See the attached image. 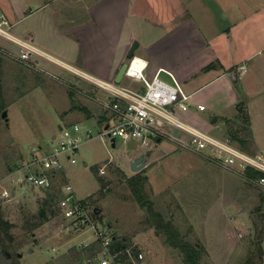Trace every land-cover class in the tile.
<instances>
[{
    "label": "rangeland",
    "instance_id": "374dc122",
    "mask_svg": "<svg viewBox=\"0 0 264 264\" xmlns=\"http://www.w3.org/2000/svg\"><path fill=\"white\" fill-rule=\"evenodd\" d=\"M65 1L64 13L77 17L82 12H78L75 3ZM160 1L167 3L168 0ZM185 3L189 18L187 29L165 35L166 38L154 45V53L164 57L172 51L174 56L179 55L176 47L183 46L185 43L181 42L187 41L186 38L194 37L198 33L196 29L209 38L230 27L249 26L251 32H264V0H186ZM106 4L108 2L103 5ZM144 5L148 9V2L141 0V6ZM251 7L254 11L259 9L257 18L251 16ZM110 11L114 13L112 16L102 15L103 18L95 20L93 30L126 33L129 27L116 17V5ZM104 12L103 8L102 14ZM171 12L169 7L166 12L162 11L167 16ZM126 24L129 26V22ZM134 28L133 40L136 36L141 40L143 36L136 52L146 55L147 40L144 38L154 37L152 29L148 28L145 35L147 27L141 18ZM98 42L96 34H92L93 49ZM19 50L14 42L0 37V191L3 185L13 190L9 198L0 195V205L5 218L14 223L10 230L14 242L6 241L15 264H96L95 251L88 252L81 245L93 237L91 227L85 230L70 228L69 220L58 209L49 220L32 227L45 190L7 179L10 172L30 156L33 145L49 147L55 143L53 135L74 121L81 126L78 134L82 141L73 153L77 161L65 158V167L76 194L88 200L91 213L102 227L113 235L125 237L133 251H143L147 264H184L181 251L168 244L166 235L148 222L146 207L138 202L129 186L128 177L141 170L131 168L132 159L140 151L137 142H124L117 136L113 145L110 139L99 135L103 123L87 115L92 110L98 112V99L91 96V89L99 86L96 83L88 85L77 79L79 76L74 72L45 58L34 64L20 60L13 55ZM191 52L193 50H188L189 54ZM128 59L126 55L124 60ZM161 77L171 81L165 73ZM122 82L136 85L127 76ZM90 101L93 106L88 105ZM5 108L8 121L2 115ZM89 128L93 135L86 137ZM170 131L175 135L179 132L175 127H170ZM153 146L157 156L145 166L150 180L145 191L154 200L155 208L171 219L186 239L202 245L201 264H264V252L263 257L257 255L253 261L248 259L256 251L257 232L264 233V189L237 171L206 159L200 151L179 145L171 137L163 136L162 142ZM105 163L102 172L101 166ZM59 178L60 182L67 180L64 173ZM94 207L100 212L96 213ZM93 239L96 241L95 237ZM261 243L264 249V238ZM97 244L100 248V242Z\"/></svg>",
    "mask_w": 264,
    "mask_h": 264
},
{
    "label": "crops",
    "instance_id": "0c3cea01",
    "mask_svg": "<svg viewBox=\"0 0 264 264\" xmlns=\"http://www.w3.org/2000/svg\"><path fill=\"white\" fill-rule=\"evenodd\" d=\"M146 1L148 9L145 5L141 6V0H70V4L72 2L78 6V12L82 11L77 17L64 13L67 3L65 0H0V8L7 12L14 23L16 35L35 43L43 51L58 59L60 64L45 59L60 65L68 72H74L79 76L77 79L88 82V85L95 83L92 78L77 73L74 69L107 81H115L133 41L138 39V47L141 45L143 36L141 40L137 36L134 40L133 38L136 35L134 27L138 25V19H143L147 27L144 34L146 35L147 29L151 27L154 37L144 38L147 40L145 51L147 50L148 54L135 53L148 60L149 75L161 70L160 74L165 73L171 77L166 70L172 71L184 89L191 93L190 109L179 111L180 115L217 136H232L231 131L233 132L235 128L237 131L243 125L239 113L240 107H243L250 119V123L247 122L251 142L248 151L264 147V32H251L249 26L230 27L226 32L213 34L214 36L209 38L202 36L204 34L200 33V29H196L198 33H195L196 37L194 35L191 38L192 41L188 38L187 41H179L185 43L176 47L175 50L180 51L179 55L174 56L175 54L170 51L163 57L154 53L153 47L166 38L165 35L169 36L173 31L187 29L188 6L186 0H178L179 2L168 0L167 3L151 0V4L150 0ZM105 2H108V5H103ZM115 5L117 7L115 15L129 27L128 31L126 33H106V30L104 32L100 29L94 31L92 25L95 20L103 16H112L114 13L110 8ZM168 7L172 10L169 16L162 13L163 10L166 12ZM103 8L105 14H102ZM250 10L251 16L257 18L259 9L254 11L251 7ZM126 22H129V26ZM92 34H96L99 40L95 49L92 46ZM188 50L193 52L189 54ZM191 56L193 58L189 59ZM40 59H37V63ZM244 63L247 69L243 72L240 65ZM71 84L78 87L74 82ZM95 87L91 89L93 94L91 96L98 99V112L92 110L91 114H87L88 112L82 111L89 118L93 117L102 122L103 129L112 120V114H109L102 102L111 97L106 89ZM201 104L204 108L200 107ZM88 105L93 106V103L90 101ZM75 122L78 121L73 123ZM167 129L169 131L167 135L159 136L146 150L147 152L144 151L150 155L145 166L156 159L157 154L153 145H159L163 136L171 137L179 145L180 137H188V134L178 128L177 135L170 131V127ZM141 153L143 151H139L136 156ZM145 166L141 170L144 169L146 174ZM220 208L223 209V205H220Z\"/></svg>",
    "mask_w": 264,
    "mask_h": 264
},
{
    "label": "built area",
    "instance_id": "2783aa9c",
    "mask_svg": "<svg viewBox=\"0 0 264 264\" xmlns=\"http://www.w3.org/2000/svg\"><path fill=\"white\" fill-rule=\"evenodd\" d=\"M14 23L6 11L0 8V37L14 42L20 50L13 53L18 59L30 64L39 58H48L58 64L60 61L27 39L21 38L14 32ZM125 76L129 77L136 85L124 84L116 81H107L92 75H87L68 66L82 75L91 77L100 87L106 89L110 99L104 100V107L112 114V120L106 127L99 130V135L112 138L120 136L124 142L135 140L140 151H146L150 145L161 135H167L168 127H176L188 134V139H178L182 146L198 150L203 156L219 165L230 168L240 173L243 177L258 184L264 189V147L255 151H248L231 136H217L185 119L179 111H186L191 106V93H188L179 79L172 71H167L171 81L161 77L158 70L154 75L147 73L148 60L134 54L128 59ZM241 71H246V64L240 65ZM204 108V105H200ZM81 126L78 122L63 126L61 132L55 135V143L49 147L33 145L30 156L23 159L15 167L7 179L15 184L29 183L43 189H51L59 184L62 195L56 207L62 215L69 220L70 228L85 230L93 229V237L100 242L101 247L95 251L96 264H116L117 256L123 250H111L113 234L102 227L98 219L91 213L88 200L76 194L74 185L66 172L65 158L71 162L77 159L73 155L81 145L78 132ZM86 137L93 135L91 129L85 132ZM106 163L101 166L104 172ZM248 168L259 171L251 176L246 173ZM64 173L67 180L60 182V175ZM61 183V184H60ZM1 197L13 196V190L3 185ZM71 231V229H69ZM93 237L81 242L83 247L93 243ZM133 264H147L145 254L141 250L133 251L131 247L125 248Z\"/></svg>",
    "mask_w": 264,
    "mask_h": 264
},
{
    "label": "trees",
    "instance_id": "16d2710c",
    "mask_svg": "<svg viewBox=\"0 0 264 264\" xmlns=\"http://www.w3.org/2000/svg\"><path fill=\"white\" fill-rule=\"evenodd\" d=\"M240 117L243 125L235 133L231 131V137L234 138L242 148L248 150L251 147L250 142V133L248 131L247 122L250 123L249 116L246 114V110L243 107H240ZM253 152V151H252ZM246 173L248 175L254 176L259 173V171L252 168H248ZM101 183L105 184L104 179L98 175ZM148 182V176L142 171H137L134 175L128 177V183L131 187V191L134 194L138 202L146 207L148 222L151 223L158 232L164 233L166 235V241L168 244L178 248L183 255L184 264H201L203 257L202 245L198 242H191L185 238L181 233L178 227L171 219H167L163 213L157 210L154 206V200L148 197L145 191V185ZM45 190V195L41 199V205L38 212L34 215L37 219L33 223L32 227H36L41 223L49 220L53 214L56 213L57 207L56 203L59 197L62 195L59 184H55L51 189ZM1 204V203H0ZM14 226V223L5 218L3 210L0 205V243L1 247H5L11 252L10 246L7 243V239L10 240V243L14 242L13 235L10 233L11 228ZM113 242L111 244L112 251H118L123 249L117 256L116 264H133L132 259L129 257L125 248L128 246L126 243L125 237H118L113 235ZM256 251L252 252L248 259L253 261V257L260 256L263 257L264 249L262 247V238H264V233L258 231L256 234ZM98 241H94L90 246L84 247L88 252L96 251L98 249ZM19 253V251H17ZM248 260V261H249Z\"/></svg>",
    "mask_w": 264,
    "mask_h": 264
},
{
    "label": "water",
    "instance_id": "95a60500",
    "mask_svg": "<svg viewBox=\"0 0 264 264\" xmlns=\"http://www.w3.org/2000/svg\"><path fill=\"white\" fill-rule=\"evenodd\" d=\"M138 45H139V40L135 39L127 53V57H131L135 54ZM127 66H128L127 61H124L121 64L117 72V75L115 77L116 82H121L123 80ZM2 115L6 118L7 121L9 120L7 108L3 110ZM112 144L113 145L116 144L115 137L112 138ZM149 156L150 155L148 153H141L139 156L132 159L131 168L133 170H140L142 167L145 166L147 160L149 159ZM94 210L96 213L100 212V209L98 207H94ZM19 255H22V253L19 252ZM0 264H15V261L11 258V252L7 250L5 247L0 248Z\"/></svg>",
    "mask_w": 264,
    "mask_h": 264
}]
</instances>
